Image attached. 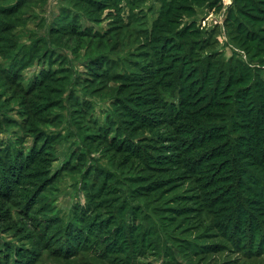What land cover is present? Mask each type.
Wrapping results in <instances>:
<instances>
[{
  "label": "rangeland",
  "instance_id": "374dc122",
  "mask_svg": "<svg viewBox=\"0 0 264 264\" xmlns=\"http://www.w3.org/2000/svg\"><path fill=\"white\" fill-rule=\"evenodd\" d=\"M0 264H264V0H0Z\"/></svg>",
  "mask_w": 264,
  "mask_h": 264
}]
</instances>
